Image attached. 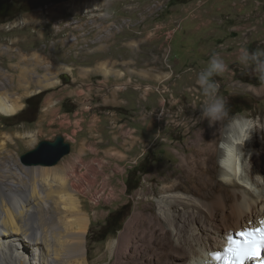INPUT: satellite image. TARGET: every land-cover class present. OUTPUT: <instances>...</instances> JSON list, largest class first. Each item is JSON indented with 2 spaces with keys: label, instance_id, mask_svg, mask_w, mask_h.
Here are the masks:
<instances>
[{
  "label": "rangeland",
  "instance_id": "1",
  "mask_svg": "<svg viewBox=\"0 0 264 264\" xmlns=\"http://www.w3.org/2000/svg\"><path fill=\"white\" fill-rule=\"evenodd\" d=\"M119 1L122 0H98V5H112ZM150 1L132 0L137 8H141ZM48 2L64 3L67 9H75L81 13H97L95 3L88 0H12L11 4H14L16 8L22 4L23 6L26 5L25 8L27 7V9L31 8L20 11L13 17L23 15L26 17V21L34 22V27H42V18L39 17V13L30 10ZM161 2L165 1L152 0V7L146 8L150 23H156L157 26L160 25V21L170 4L175 1L169 0L166 9L159 18H154V8H160ZM89 5L90 9L87 12L86 7ZM46 15H57V7H46ZM13 17L0 20V50H5V46L8 44L10 53L17 54L16 58L11 57V54H0V86H4L1 89L3 94H9L13 101L18 100L21 103V108L11 116L0 114L1 167L7 165L6 162L9 161L5 154H15L17 163L22 165L19 160L21 154L33 149L39 141L53 140L56 135L60 134L55 123L43 127H39L37 124L40 95L63 86L65 84L64 76L69 77L71 74L74 76L78 71L88 74L90 71L82 60L76 61L77 59L73 60L67 55L55 54L50 56L53 54L33 51L35 48L38 49V42L33 41L29 47L26 46L25 42H18V46H13L14 36L22 37L25 33V31H13L11 34H6L8 33V26L4 22ZM115 20L110 18V22L119 23V20ZM21 26H24V19L14 18L9 23V30H16ZM171 29L178 30V24ZM122 33L120 34L124 35L125 30ZM142 34L136 33L133 36H141ZM109 37L105 41V48L111 46L114 41V33ZM94 50L88 54H95L96 50H100V47L95 52H93ZM253 50L251 47L250 51ZM22 60L25 63H30L31 70L34 71H31L27 65H22ZM62 64L67 67L66 70L60 67ZM33 66L47 67L45 74L40 76L48 77L53 74L54 80L58 79V82L50 85L48 78L44 83L45 85L38 81L35 82L36 79L32 77V72H38L39 69L35 70ZM252 68H254L253 65ZM250 71L235 69L231 75L232 79H230L233 86L225 91L218 90V96L223 98L225 104L229 98L239 97L246 100L249 109L242 110L232 118L225 116L216 128H213L209 120L206 119L202 121V124H195V127L193 126L187 134L181 135L180 132H177L181 129L177 128L164 135L165 120L171 118L166 115L165 109H160L153 116L158 124V136L155 142H161L162 149L160 148V150L163 151L142 152V156L132 157L128 161L127 158L124 160L112 151L104 149L103 145L89 146L88 142L91 139H87L84 144L86 146L81 144L80 148H78L77 142L72 139L69 154L64 156L56 165L50 167L36 166L46 168L48 173L53 174H57V172L61 174L62 171L60 170L63 168L61 176L53 175L56 182L54 185L59 187H68L67 185H69L75 190V198L79 200L82 212L88 218L85 235L89 264H148V261L155 258L156 250L168 245L169 231L160 217L157 216L156 207L159 199L166 195L183 194V196L187 195L198 199L197 202L200 203L201 201L200 204L204 203L201 205L204 213L196 208H192V210L184 208L183 214L189 215V221H194V223L203 219L205 221L208 212L219 211L224 208L225 204H230L231 191L220 181L221 169L217 162L220 153L217 147L222 140L223 131L234 118L243 116L255 124L254 134L257 140L255 150H259L261 160H264V82L259 79L260 74L257 71ZM250 78H257L260 83L252 84L247 81ZM162 84L166 83H150L151 86H162ZM234 84H237V87ZM40 85H42V90L45 89L44 91L39 90ZM145 85L148 83H141L137 89L145 92ZM27 86H36V89L31 90V87ZM219 87L222 86L219 84ZM127 88H129L127 85L122 86L124 90ZM137 89L135 90L138 91ZM31 92L32 96L30 95ZM27 93H30V96ZM171 95L170 91L168 96L162 97L165 100L164 103L171 98ZM100 113L108 116L110 114L108 110L103 109L100 110ZM191 114H194V111ZM167 123L168 125L172 124L170 121ZM195 129L196 131H194ZM85 134L87 133L85 132ZM104 135L103 133V141L107 139ZM65 141L70 142L69 139H65ZM165 141L169 142L166 151L163 149V145H166ZM98 143L100 144V142ZM197 150L200 152L196 153ZM241 161L239 159L240 168ZM205 202H209V206ZM210 202H213V205ZM174 210L176 209L168 208L170 220L171 212ZM116 212H121L120 216L122 217L119 229L103 239L106 220Z\"/></svg>",
  "mask_w": 264,
  "mask_h": 264
},
{
  "label": "crops",
  "instance_id": "2",
  "mask_svg": "<svg viewBox=\"0 0 264 264\" xmlns=\"http://www.w3.org/2000/svg\"><path fill=\"white\" fill-rule=\"evenodd\" d=\"M177 24L178 30L168 32ZM142 30L141 36H122L108 49L79 57L76 61L82 60L89 73L64 76L63 86L40 95L39 127L55 123L58 133L70 140V147L72 139L78 148L91 139L89 146L103 145L128 161L142 156V152L163 151L161 142H155L158 124L153 115L165 109L170 116L163 126L164 135L177 128L181 135L187 134L207 119L201 115L206 97L196 79L214 53L227 65L225 72L213 77L222 86L219 91L233 86L230 79L235 69L256 71L254 65L242 63L239 57L241 48L264 51V1L173 2L160 25L145 23ZM23 39L30 41L25 34ZM170 71L177 77H171ZM158 82L170 88L172 95L166 103L154 93L137 89L141 83ZM125 85L129 87L126 90L122 89ZM102 109L108 110L109 116L102 115ZM169 121L172 124L168 125ZM221 122L211 126L216 128ZM164 143L166 151L169 142Z\"/></svg>",
  "mask_w": 264,
  "mask_h": 264
},
{
  "label": "bare ground",
  "instance_id": "3",
  "mask_svg": "<svg viewBox=\"0 0 264 264\" xmlns=\"http://www.w3.org/2000/svg\"><path fill=\"white\" fill-rule=\"evenodd\" d=\"M86 8L89 12L90 5ZM119 23L102 18L97 22V29L123 34L125 24ZM111 34L106 33L104 44ZM99 47L100 42L89 44L88 53ZM34 78L43 85L47 78L50 85L58 82L53 74ZM2 88L4 86H0V114L11 116L20 110L21 103L3 94ZM254 126L246 117L234 118L223 131L217 147L220 181L231 191L230 204L219 211L208 212L205 221L194 223L183 210L196 208L204 213L201 207L204 203L200 204L198 199L171 194L157 200V216L169 231L168 245L158 248L148 264H209V252L220 250L228 235L242 228L259 226V220L264 219V160L259 150H255ZM5 156L9 161L0 166V264H89L85 235L88 218L75 198V190L69 185H54L55 173H48L46 168L20 165L15 154ZM62 169L59 170L63 173ZM169 207L176 209L171 212V220Z\"/></svg>",
  "mask_w": 264,
  "mask_h": 264
},
{
  "label": "built area",
  "instance_id": "4",
  "mask_svg": "<svg viewBox=\"0 0 264 264\" xmlns=\"http://www.w3.org/2000/svg\"><path fill=\"white\" fill-rule=\"evenodd\" d=\"M95 3L97 6V13L87 14L78 12L75 9H67L64 3H53L48 2L40 5L30 11H37L39 17L42 18V27H34V22L26 21V17L18 15L14 18L24 19V26L16 30H9V23L12 19L4 22L7 23L8 33L11 34L13 31H25L27 33L29 42L24 41L23 36H14L12 44L18 46V42H25L26 46H30L31 43L38 42V49L35 48L33 51H41L46 54L67 55L73 60L83 56H90L88 54V46L93 42H100V50L108 49L104 45V36L106 33H114V41L125 35H135L136 33H143L142 26L145 23H150V20L146 19V7H152V0L137 8L136 4L132 0H122L112 5H98V0H88ZM160 8H154V18H159L166 9L169 0H163ZM166 5H165V4ZM56 6L57 15H46V7ZM102 18H113L122 21L125 24V34L117 35V31H109L105 29H97V22ZM175 29L169 30L168 32H174ZM99 50H96V52ZM0 54H7L13 58L17 54L10 53V46L7 44L5 50H0ZM19 57V56H18ZM22 65H27L31 70V64L21 61ZM21 65V66H22ZM63 64L60 66L62 67ZM45 67L33 66V69H39L38 72H33V77L36 75H43L45 73ZM17 70V68H16ZM34 71V70H31ZM170 71V76H176ZM58 76V75H57ZM162 83V82H161ZM165 85V86H163ZM31 87V90L36 89V86ZM145 92H151L159 95L161 98L165 95L170 94V88L168 84H162V86H151L150 84L145 85ZM43 89L42 91H44ZM41 93V92H39ZM37 93V94H39ZM32 96V95H31ZM162 101L165 100L162 98Z\"/></svg>",
  "mask_w": 264,
  "mask_h": 264
},
{
  "label": "clouds",
  "instance_id": "5",
  "mask_svg": "<svg viewBox=\"0 0 264 264\" xmlns=\"http://www.w3.org/2000/svg\"><path fill=\"white\" fill-rule=\"evenodd\" d=\"M240 61L244 64H252L260 74L259 79L264 82V51L256 50L250 52L247 48L240 49ZM227 70V65L218 53H214L205 70L199 72L196 84L201 89L206 100L201 109L203 118H207L210 123L221 121L227 116L226 104L223 98L218 96L219 83L213 79L214 76L222 74Z\"/></svg>",
  "mask_w": 264,
  "mask_h": 264
},
{
  "label": "snow or ice",
  "instance_id": "6",
  "mask_svg": "<svg viewBox=\"0 0 264 264\" xmlns=\"http://www.w3.org/2000/svg\"><path fill=\"white\" fill-rule=\"evenodd\" d=\"M236 235L239 239L228 235L221 250L209 252V257L216 264H247L256 261L264 264V219L259 226L242 228Z\"/></svg>",
  "mask_w": 264,
  "mask_h": 264
},
{
  "label": "water",
  "instance_id": "7",
  "mask_svg": "<svg viewBox=\"0 0 264 264\" xmlns=\"http://www.w3.org/2000/svg\"><path fill=\"white\" fill-rule=\"evenodd\" d=\"M70 152V143L58 134L53 140H41L36 146L21 154L19 160L22 165L50 167L56 165Z\"/></svg>",
  "mask_w": 264,
  "mask_h": 264
},
{
  "label": "trees",
  "instance_id": "8",
  "mask_svg": "<svg viewBox=\"0 0 264 264\" xmlns=\"http://www.w3.org/2000/svg\"><path fill=\"white\" fill-rule=\"evenodd\" d=\"M175 3H185L188 0H174ZM12 0H0V20H4L6 18L13 17L15 14H17L20 11L29 10L31 8L23 6L15 7L14 4H11ZM248 82H251L252 84H259V80L257 78H250L247 79ZM226 109H227V116L228 118H232L235 114L240 113L244 109H249V106L246 102V100L239 98V97H231L226 102ZM121 212H116L112 215H110L105 224V234L103 236V239L110 233H115L118 231L120 222L122 220V217L120 216Z\"/></svg>",
  "mask_w": 264,
  "mask_h": 264
}]
</instances>
